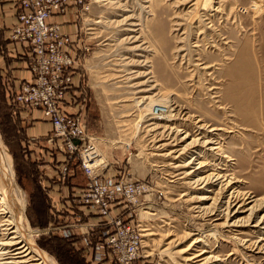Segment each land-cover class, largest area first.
<instances>
[{
  "label": "rangeland",
  "instance_id": "374dc122",
  "mask_svg": "<svg viewBox=\"0 0 264 264\" xmlns=\"http://www.w3.org/2000/svg\"><path fill=\"white\" fill-rule=\"evenodd\" d=\"M201 1L208 10L197 13L198 0H93L83 16L91 51L77 70L84 119L103 158L117 159L127 174L149 181L138 214L145 264H202L206 257L208 264H264V0ZM5 92L0 71V138L25 197L27 231L57 264H90L78 238L43 230L56 223L41 183L49 158L32 154L38 146L28 143ZM144 96L152 98L148 105L169 96L187 118L215 128L208 135L219 140L212 144L219 151L177 168L190 156L172 160L154 144L148 105L134 104ZM201 162L198 175L210 176L208 185L185 175ZM217 174L230 179L232 189L215 183ZM233 190L249 193L248 208L263 198L250 216L242 208L239 218L249 221L239 226L226 217ZM205 193L209 198L199 200Z\"/></svg>",
  "mask_w": 264,
  "mask_h": 264
},
{
  "label": "built area",
  "instance_id": "2783aa9c",
  "mask_svg": "<svg viewBox=\"0 0 264 264\" xmlns=\"http://www.w3.org/2000/svg\"><path fill=\"white\" fill-rule=\"evenodd\" d=\"M92 3L18 0L8 39L23 46L31 76L16 87L7 86V104L17 110L16 116L22 111L31 121L43 120L51 127L46 147L31 150L36 159L50 158L42 180L51 184L42 186L56 223L43 230L60 229L63 237L78 238L90 264H145L138 214L149 181L127 174L117 159L103 158L84 119L86 100L77 70L91 51L83 16ZM70 13L82 24L66 30ZM73 164L84 177L80 184L71 182Z\"/></svg>",
  "mask_w": 264,
  "mask_h": 264
},
{
  "label": "bare ground",
  "instance_id": "6f19581e",
  "mask_svg": "<svg viewBox=\"0 0 264 264\" xmlns=\"http://www.w3.org/2000/svg\"><path fill=\"white\" fill-rule=\"evenodd\" d=\"M205 2H207V0H205ZM196 6L198 7L197 13L201 9L208 10V6L207 7L201 6L199 0ZM138 92H142V90ZM151 100H152L151 97H147V96L139 97V99L134 100L135 102L134 104L137 108L140 109L141 106L148 105ZM156 106L159 107L156 108ZM183 109L185 108L180 107L179 109L176 110V107H173V104L171 102V99H169V96H165L163 101L160 100V102L156 104L148 105L145 109L144 114L145 116H147L152 120V122L150 121L151 123H149V125L151 126L150 131H152L151 137L153 139L154 144L155 145L159 144L157 145L158 149L166 150L167 153H164L165 156H170L172 160H177V159L185 160V157L187 158L188 156H190V159L188 161H184L183 163H180V165H176L177 168L182 167L188 169L191 167L194 160H196L197 157L200 156L201 153L206 155L207 151L209 150L213 151L214 149H216V151L217 150L219 151V146L212 145L218 143L219 140L218 142H216V139H214L215 137L208 135V132L215 130V128H211L208 130V127L210 125L201 124L200 123L201 119H198L197 121L193 122L191 118H187L185 116L186 113H183ZM177 121H181L180 122L181 124L177 125ZM191 135H193L194 137L192 138V140H190L187 143V139ZM177 161H174V163ZM204 165L205 163L201 162L200 164H198V167H196L195 169H190L188 172L185 173L186 176H193L194 179L193 184L195 183L197 185H201L205 183L206 185H208V182L210 181L209 178L210 176L207 177L204 175L205 177H203L198 175L200 173L199 171L202 169ZM219 176L218 174L215 175L216 177L215 183L218 182L219 185H223V189L226 188V191L232 189L234 183H232L230 179L229 180L225 179L224 176L222 177H224L225 180L224 179L222 180V177ZM237 193L238 192L233 190L229 195L230 198L228 202L225 203V205L227 204L226 217L227 220L231 222V226H239L238 225L239 223L241 225V224H246V222L249 221L246 220L247 218L244 220L240 219L239 218L240 216L238 215L241 212H243L242 208L246 207L249 203L253 201L252 199H250L251 196L249 195V193H245V192L243 194L242 193L237 194ZM209 196H207L205 193L201 195V197H199L198 199L206 200L209 198ZM259 200H261L259 201V203H257L256 201L255 205H252L249 208L246 207L248 208L247 210L250 213L248 216L258 212L262 208L261 204L263 202V198L260 197ZM0 208H1L0 214L2 216L1 218L3 219L2 220L0 218V232H2L1 235L4 236V240L0 243V245L3 246L4 248L3 247L2 248L6 250L0 252V264H57L46 252L38 248L33 238L31 237L30 233L27 231L26 219L24 214L25 197L24 194L21 192L20 188L17 186V184L14 181L10 157L6 152L5 148L3 147L1 138H0ZM249 218L251 219V217ZM261 219L262 222L259 221L261 222L259 223V225L264 224V214L262 215ZM262 227L264 229V225ZM202 262H201L202 264H208L211 261L209 260L208 257H206Z\"/></svg>",
  "mask_w": 264,
  "mask_h": 264
},
{
  "label": "crops",
  "instance_id": "0c3cea01",
  "mask_svg": "<svg viewBox=\"0 0 264 264\" xmlns=\"http://www.w3.org/2000/svg\"><path fill=\"white\" fill-rule=\"evenodd\" d=\"M17 3L18 0H0V71L2 83L6 88L7 86L16 87L21 81L28 80L31 76L27 68V59L23 55V46L8 39V32L16 20L15 10ZM66 17L72 23L63 24L64 29L73 30L74 27L80 26L79 21H76L71 13L67 14ZM5 97L7 100V91L5 92ZM17 116L21 124H25L27 138H31L32 142H30L32 145L38 146L35 149V153L40 147H46L47 135L51 129L50 124L43 120L31 121L24 117L22 111ZM41 183L42 185L44 183L51 184V181L46 179L42 180Z\"/></svg>",
  "mask_w": 264,
  "mask_h": 264
},
{
  "label": "trees",
  "instance_id": "16d2710c",
  "mask_svg": "<svg viewBox=\"0 0 264 264\" xmlns=\"http://www.w3.org/2000/svg\"><path fill=\"white\" fill-rule=\"evenodd\" d=\"M5 100H6V97H5ZM6 101H7V100H6ZM72 167L74 168V174H73V176H72V178H71V182H73V183H75V184H80V183H82L83 180H84V177L82 176L80 170H78V168H76V166H75L74 164L72 165ZM78 171H79L80 173H78ZM39 227L44 228L43 225H42V226H39Z\"/></svg>",
  "mask_w": 264,
  "mask_h": 264
}]
</instances>
